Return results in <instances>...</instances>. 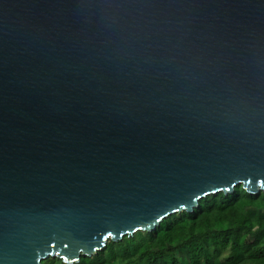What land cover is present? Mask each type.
Listing matches in <instances>:
<instances>
[{
	"label": "water",
	"instance_id": "water-1",
	"mask_svg": "<svg viewBox=\"0 0 264 264\" xmlns=\"http://www.w3.org/2000/svg\"><path fill=\"white\" fill-rule=\"evenodd\" d=\"M239 184L264 192V0H0V264Z\"/></svg>",
	"mask_w": 264,
	"mask_h": 264
},
{
	"label": "trees",
	"instance_id": "trees-1",
	"mask_svg": "<svg viewBox=\"0 0 264 264\" xmlns=\"http://www.w3.org/2000/svg\"><path fill=\"white\" fill-rule=\"evenodd\" d=\"M42 264H66L48 257ZM73 264H264V192L241 184L175 212L153 231L138 230Z\"/></svg>",
	"mask_w": 264,
	"mask_h": 264
},
{
	"label": "rangeland",
	"instance_id": "rangeland-1",
	"mask_svg": "<svg viewBox=\"0 0 264 264\" xmlns=\"http://www.w3.org/2000/svg\"><path fill=\"white\" fill-rule=\"evenodd\" d=\"M53 258V257H52Z\"/></svg>",
	"mask_w": 264,
	"mask_h": 264
}]
</instances>
